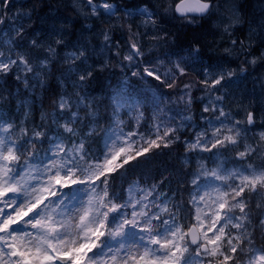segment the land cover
Segmentation results:
<instances>
[{
  "label": "snow or ice",
  "instance_id": "obj_1",
  "mask_svg": "<svg viewBox=\"0 0 264 264\" xmlns=\"http://www.w3.org/2000/svg\"><path fill=\"white\" fill-rule=\"evenodd\" d=\"M12 7L0 0V25L11 21L9 39H0V82L14 78L43 89L60 65L65 91L53 95V111L37 122L26 102L18 114L5 110L12 93L0 83V264H264V243L257 244V233L264 240V116L228 91L249 66L264 63V52L253 56L250 44L232 39L240 16L220 13L218 0L145 4L123 44L113 40L115 25L100 32L111 55L96 67L86 44L61 55L69 47L62 30H51L58 38H29L24 18L31 13L10 16ZM74 7L86 19H122L112 0H74ZM214 15L231 45L224 52L243 57L236 68L212 57L205 62L198 41L187 50L167 48L165 19L195 24ZM112 59L126 78L111 114L101 117L82 90ZM131 78L146 86L140 99L128 90ZM179 146L186 168L195 161L180 187L166 192V177L143 178L146 163Z\"/></svg>",
  "mask_w": 264,
  "mask_h": 264
},
{
  "label": "trees",
  "instance_id": "obj_2",
  "mask_svg": "<svg viewBox=\"0 0 264 264\" xmlns=\"http://www.w3.org/2000/svg\"><path fill=\"white\" fill-rule=\"evenodd\" d=\"M153 1L154 0H131L124 2L122 1V4L129 8H137L145 4L153 6ZM249 3L250 0H245L241 5L243 24L237 29V31L244 30L247 21L246 11L249 9ZM12 5L13 7L9 13L10 16H14L17 12L31 13L30 19L28 17L24 18V26L27 29L29 38H32L33 35H37L35 33H37V31L40 29V21H43L46 24H44L43 31L40 32L41 34L38 35L48 36L49 38H58L51 37L50 35V26L51 23L54 22V18L51 16L50 11L53 10L60 18L58 20V25L64 27L62 35L66 43L69 45L67 48H61V55L67 51H70L71 45L86 44L91 57V59L88 61L89 64H95L96 67H99L101 63L108 61L111 54L103 47V37L100 34H92V31H88L87 27L82 25V20L78 15L74 14L73 10L68 4L62 3L60 0H12ZM121 16L122 19L116 26L118 31L116 28H114L112 31V37L114 41L118 40L121 42V44H123L127 36V24L133 22L135 23V20L127 19L124 14ZM44 19H46V21H44ZM121 23L124 24V29L120 28ZM10 25L11 21H9L8 25H0V28H2L5 33L3 36H0V39L4 41L9 39L7 33ZM202 28L205 29L204 23H201L200 26L180 27L178 29L180 34L175 37V42L167 48L175 51L187 50L198 41L201 45V54L203 55L205 62L208 61V57H212L213 61L219 59L222 60V62L227 66L236 68L238 64L235 62V60L215 57L204 48L200 39L197 37L200 34H193L196 32L199 33V31L203 30ZM168 31L170 32L171 29H168ZM59 67L60 65H57L50 69L49 75L46 77L47 86L43 89L39 87L35 89H26L24 88L23 84L18 83L14 78H9L7 83L0 82L3 83V87L7 89V91L4 93L5 95H8V92L12 93V96L9 97L10 103H6L4 105L5 110H11L14 114H18L17 107L20 102L23 101L31 106L32 112L37 122H39V117L42 112L51 113L53 111L51 103L53 95L56 92L65 91V88H62L59 85V81L61 80L60 71L57 70ZM122 73L123 72L121 69L116 65V59H112L111 65L104 71L97 72L94 76V79H92V81L82 90V94L88 95L89 102L98 106L101 117L110 115L112 112V97L118 90V87H123V84L119 82L121 80L120 75ZM190 78L196 79V74L190 72ZM132 89H135L133 95L136 99H140L146 92V86L135 78H131V84L128 90ZM231 90H234L235 93L240 97L248 95L249 92L254 93L253 84L244 83L242 76H240V78H234V82L228 91L230 92ZM66 91L70 94L74 92L70 83H68ZM161 91L167 93L168 90L162 88ZM148 95H150V93H148ZM145 105L148 107V113H150V106L147 105V102H145ZM196 105V101H194L192 111L195 112L193 114L194 121L198 122L200 110L197 109ZM124 111L125 110L121 111V118L127 122L131 117L124 115ZM81 115H83V113H81ZM102 122L104 121L102 120ZM93 147L96 148L98 146L94 144ZM161 153L162 154L155 155L150 162L146 163L142 167V173L143 178L148 179L150 182L158 181L166 177L167 180L165 181V184L162 185V189L163 191L168 192L180 187L177 182L182 178V174L184 172L190 171L191 168L195 167V161H193L191 168H186L182 164L181 160L184 154V149L182 146L174 147L171 150L163 149L161 150ZM140 176L141 172H138L136 175L130 178L137 179ZM168 181H171V183L169 184ZM184 197L185 199L187 198V193H184Z\"/></svg>",
  "mask_w": 264,
  "mask_h": 264
},
{
  "label": "rangeland",
  "instance_id": "obj_3",
  "mask_svg": "<svg viewBox=\"0 0 264 264\" xmlns=\"http://www.w3.org/2000/svg\"><path fill=\"white\" fill-rule=\"evenodd\" d=\"M62 3H66L70 6V8L73 10L74 14L78 15L79 18L82 20V25L87 27V29H92V34H100V32L104 29H108L110 26L115 25L116 30L118 31V28L116 27L120 20H118L116 17H113L111 19H108L107 17H101L99 19L97 18H89L86 19L84 15L79 14L77 10L74 7V0H60ZM123 1V0H122ZM122 1L119 0H112L114 4L117 5V7L120 9V12L118 15L122 17L121 15L124 14L125 11H130L133 13L132 16L126 17L127 19H134L136 24L140 23V18H137L136 16V10L137 8H129L122 4ZM245 0H218L220 4V13L228 12V11H235L237 15L240 16L241 22L238 24L236 29L234 30L232 34V39L237 40H243L245 44H250L252 47V55L253 56H259L261 52H264V0H250L249 3V9L246 11V24L243 31H237L239 27L243 24V13L241 5ZM124 2V1H123ZM158 3V0L153 1V5H156ZM143 6V5H141ZM140 7V6H139ZM51 16L54 18V22L51 23L50 30L55 27L59 30H64L62 26L58 25V20L60 19L57 16V13L53 10L50 11ZM219 15V13L217 14ZM46 21V19H44ZM40 26H44L46 24L45 22L41 21ZM201 23H204L205 29L199 31V33H193V34H200L197 36L201 44H203L204 48L211 54H213L215 57H220L224 59H233L235 62H237L238 65H240L241 61L243 60V57L240 56L237 58L235 54L228 55L224 52V47H230V42L222 40L221 35L218 32V29L215 27V24L217 23V16H213L206 20H201L195 24H186L179 20H171V19H165L161 27H163L171 36L169 38V44L170 46L172 43L175 42V37L180 34L179 28L182 26H200ZM171 26V27H170ZM168 29H171L169 32ZM35 34H41L39 31ZM44 34V33H42ZM201 37V38H200ZM167 46V47H168ZM251 58V57H249ZM195 73V72H193ZM196 74V73H195ZM242 79L244 80V83L253 84L254 87V93L249 92L248 95L244 97H240L235 93L234 90H231L230 93L232 94V97H234L237 101L243 100L245 105L251 104L253 109L260 114L261 116H264V63H258L255 67L249 66L248 71L243 73ZM124 72L120 75V83L123 84V80L125 79ZM195 96H200L201 93L194 92ZM231 99V98H230ZM196 107L198 110H200L201 105L199 101H196ZM233 108H235V104L232 105ZM195 112H191L193 115ZM189 130V134H190ZM258 239L257 244L264 243V240L259 239V233H257Z\"/></svg>",
  "mask_w": 264,
  "mask_h": 264
},
{
  "label": "flooded vegetation",
  "instance_id": "obj_4",
  "mask_svg": "<svg viewBox=\"0 0 264 264\" xmlns=\"http://www.w3.org/2000/svg\"><path fill=\"white\" fill-rule=\"evenodd\" d=\"M40 23H42V22L40 21L39 24H40ZM39 27H40V29H39L38 31H39V32L43 31V26H40V25H39ZM87 30H88V31H92V29H87Z\"/></svg>",
  "mask_w": 264,
  "mask_h": 264
},
{
  "label": "water",
  "instance_id": "obj_5",
  "mask_svg": "<svg viewBox=\"0 0 264 264\" xmlns=\"http://www.w3.org/2000/svg\"><path fill=\"white\" fill-rule=\"evenodd\" d=\"M123 1H131V0H123Z\"/></svg>",
  "mask_w": 264,
  "mask_h": 264
}]
</instances>
